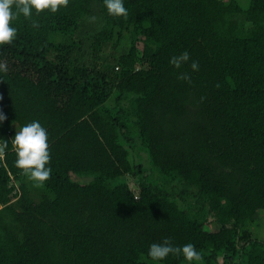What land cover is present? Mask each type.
<instances>
[{
	"label": "trees",
	"instance_id": "16d2710c",
	"mask_svg": "<svg viewBox=\"0 0 264 264\" xmlns=\"http://www.w3.org/2000/svg\"><path fill=\"white\" fill-rule=\"evenodd\" d=\"M124 2L127 17L104 0L33 9L0 46V264H189L148 255L165 238L194 244L191 264H264L249 228L264 212V0ZM33 120L51 155L40 187L11 141Z\"/></svg>",
	"mask_w": 264,
	"mask_h": 264
},
{
	"label": "clouds",
	"instance_id": "9594fccd",
	"mask_svg": "<svg viewBox=\"0 0 264 264\" xmlns=\"http://www.w3.org/2000/svg\"><path fill=\"white\" fill-rule=\"evenodd\" d=\"M70 0H0V46L11 43L17 36V28L12 26L21 14L30 18L33 9L36 13L45 9L57 12L62 6L67 7ZM109 15L114 17H127L128 9L125 7L124 0H104ZM95 20L96 17H90ZM34 27H38L37 22H33ZM191 59L190 53L184 51L179 56H173L170 63L179 69L181 65ZM191 68L196 71L199 69V62L192 60ZM7 70V66L0 63V71ZM2 99V97H0ZM7 120V115L0 109V125ZM17 155L15 165L22 169L30 179L35 182L37 187L43 186L44 182L51 177L52 168L50 166V150L47 129L42 126L39 120L23 125L15 136L11 139ZM8 147V141L0 142V154ZM170 254L175 256L182 255L189 264L193 260H201V253L192 243L182 246L174 245L170 238H165L162 243H152L149 247L148 255L155 261H163Z\"/></svg>",
	"mask_w": 264,
	"mask_h": 264
},
{
	"label": "rangeland",
	"instance_id": "374dc122",
	"mask_svg": "<svg viewBox=\"0 0 264 264\" xmlns=\"http://www.w3.org/2000/svg\"><path fill=\"white\" fill-rule=\"evenodd\" d=\"M140 150H142V147L140 146V143L136 141L135 146L131 148V152H136L134 153L135 154L134 159L136 158L144 166V168L150 169V164L147 158V154H145L143 151H140ZM139 151H140V154H138ZM126 182H128L133 189L137 187V182L132 176H128L126 178ZM258 219L259 220H257V222L249 226L251 235L256 238L264 239V212L263 214L260 215V217H258Z\"/></svg>",
	"mask_w": 264,
	"mask_h": 264
},
{
	"label": "built area",
	"instance_id": "2783aa9c",
	"mask_svg": "<svg viewBox=\"0 0 264 264\" xmlns=\"http://www.w3.org/2000/svg\"><path fill=\"white\" fill-rule=\"evenodd\" d=\"M1 142V141H0ZM0 157L2 158V159H4V157H5V155H4V153H2V154H0ZM2 208V206H1V204H0V209Z\"/></svg>",
	"mask_w": 264,
	"mask_h": 264
}]
</instances>
